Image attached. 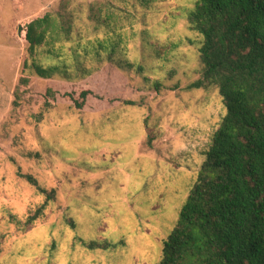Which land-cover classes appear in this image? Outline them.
Instances as JSON below:
<instances>
[{
	"label": "rangeland",
	"instance_id": "obj_1",
	"mask_svg": "<svg viewBox=\"0 0 264 264\" xmlns=\"http://www.w3.org/2000/svg\"><path fill=\"white\" fill-rule=\"evenodd\" d=\"M196 2L0 0V264L161 261L226 113L215 87L188 89L201 71L202 38L187 21ZM62 4L73 15L75 39L41 48L37 58L46 63V51L56 50L72 66V47L99 41L114 46V59H90L93 74L72 81L23 72L25 26L46 14L58 20ZM91 4L106 5L109 27L88 20ZM88 89L107 100L81 112L58 96ZM46 100L54 107L45 110ZM21 175L56 191L26 232L15 221H26L45 196ZM81 239L117 248L89 251Z\"/></svg>",
	"mask_w": 264,
	"mask_h": 264
},
{
	"label": "trees",
	"instance_id": "obj_2",
	"mask_svg": "<svg viewBox=\"0 0 264 264\" xmlns=\"http://www.w3.org/2000/svg\"><path fill=\"white\" fill-rule=\"evenodd\" d=\"M62 5L58 20L46 14L22 29L29 45L23 72L45 80L72 81L93 74L90 59L102 60L104 55L114 59V46L99 41L72 47V66L56 50L46 51V63L37 58L41 48L61 41L71 44L75 39L73 15ZM105 7L91 4L88 20L109 27V17L103 16ZM187 21L189 29L202 38L200 76L188 89L215 87L226 113L158 264H264V0H197ZM143 70L138 66L136 71L142 75ZM28 81L20 78L19 85L27 86ZM47 95L55 98L50 89ZM58 96L81 112L96 101L107 100L89 89L58 92ZM109 102L140 106L132 100ZM43 107L54 106L46 100ZM21 178L45 196L44 204L26 221L14 220L26 232L44 217L56 191L46 190L32 175ZM79 242L89 251L117 248L108 242Z\"/></svg>",
	"mask_w": 264,
	"mask_h": 264
}]
</instances>
